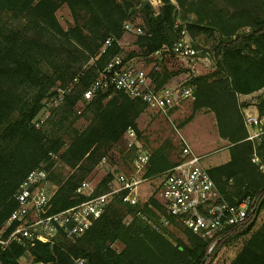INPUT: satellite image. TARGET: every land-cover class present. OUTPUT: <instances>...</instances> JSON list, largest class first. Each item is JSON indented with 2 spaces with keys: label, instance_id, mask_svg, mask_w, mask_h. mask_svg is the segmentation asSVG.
<instances>
[{
  "label": "trees",
  "instance_id": "16d2710c",
  "mask_svg": "<svg viewBox=\"0 0 264 264\" xmlns=\"http://www.w3.org/2000/svg\"><path fill=\"white\" fill-rule=\"evenodd\" d=\"M154 1L159 6L157 13L146 0H0V229L16 208L13 195L29 172L35 169L48 172L53 191L43 215L58 213L86 200L76 194V189L105 157L104 149L116 143L124 146L127 127L136 131L135 120L145 110L140 101L110 89L95 94L89 102H83L81 97L107 62L120 55L118 40L130 14H138L142 21L141 34L134 43L142 56H153L162 46L170 47L175 42L173 6L168 0ZM175 3L195 17V21L187 24V33L195 48L197 37L203 41V53H207L212 63L211 71L190 75L188 79L187 83L195 88L192 109L212 113L218 137L228 143L229 161L207 169V173L221 199L235 203L250 195L258 200L264 197V173L251 162L253 144L246 141L243 121V109L249 104L242 103L239 97L264 88V0H175ZM63 4L75 22L68 30L56 18ZM76 8L84 11V27L78 26ZM96 34L101 38L98 44ZM106 38L114 42L104 54L98 55ZM90 44H95L96 56ZM136 56L132 51L123 61ZM41 62L52 72V78L42 75ZM76 75L79 80L73 92L60 106L50 109L46 120L36 129L33 122L44 106L43 101L55 86L67 85ZM174 75L161 64L159 72L147 77L151 86L159 89ZM48 79L52 88H40L29 99V89L40 87ZM25 104L27 108L15 117ZM254 107L258 116H264V94L254 102ZM79 120L86 121L83 130L77 127ZM48 127L63 132L69 143L61 137L50 138ZM63 146L62 153L57 155ZM258 156L262 159L263 153ZM56 158L69 172L62 181L53 183ZM171 166L161 149L151 153L147 175H156ZM111 179V175H106L94 194L104 192ZM115 207L122 210V215L119 210H112ZM139 211L152 222H158L160 216L169 223L175 221L153 198L134 207L122 205L114 198L101 218L81 237L58 239L54 244L35 243L27 249L11 246L0 253V264H19L25 253L35 264H71L73 258H83L86 264H211L220 247L246 234L249 236L243 247L229 264H264V222L251 232L259 207L250 210L243 223L221 234L210 252L208 248L214 238L205 240L184 229L188 244L174 245L162 231H153L137 218ZM107 212L112 218L106 217ZM123 212L130 216V223H123ZM114 242L122 245L120 252L110 248Z\"/></svg>",
  "mask_w": 264,
  "mask_h": 264
},
{
  "label": "built area",
  "instance_id": "2783aa9c",
  "mask_svg": "<svg viewBox=\"0 0 264 264\" xmlns=\"http://www.w3.org/2000/svg\"><path fill=\"white\" fill-rule=\"evenodd\" d=\"M151 1L157 5L154 0ZM168 1L176 12L175 0ZM187 24L189 22L175 17L173 23V30L177 35L175 42L170 47L162 46L153 55L158 61L166 56L182 61L188 72L183 83L154 89L144 71L135 68L130 61L124 62L120 55H115L84 90L81 100L89 102L95 94L110 89L140 101L150 114L161 116L167 115L173 108L183 103H192L195 100V88L187 83L188 79L190 75H199L195 73V67L201 56L206 58L205 61L209 62L210 59L207 53L191 44ZM113 42L112 38H106L100 46L98 55L104 54ZM78 80L79 75H76L67 85H57L52 89L33 122L36 129L46 120L49 110L60 106L65 97L73 92ZM46 107L49 109L46 110ZM243 121L247 131L246 141L253 144L251 162L264 173V116H258L254 104H249L243 109ZM178 138L181 146L179 160L169 169L148 176L151 154L138 141L135 129L127 127L123 134V142L124 152L130 158L129 172L114 176L106 184V190L97 195L94 194L96 187L83 181L77 187L76 194L84 196L85 201L47 216L43 215V210L53 191L50 189L48 172L43 169L32 170L13 195L16 208L0 229V253L11 246L27 249L35 243L54 244L58 239H77L101 218L114 198H118L122 205L128 207L147 203H139L138 187L148 181L155 183V195L151 197L160 204L166 215L193 235L205 240L214 238L208 252L212 251L220 240L221 234L243 223L250 210L259 207V212H264V197L257 200L255 196L247 195L235 203L221 199L207 173V168L201 163L202 158L193 153L183 137ZM259 152L263 153L262 159L258 156ZM105 161L106 157H102L100 163ZM147 207L154 211L150 205ZM136 217L155 232H160L168 223L163 216H160L158 222H152L141 211L136 213ZM71 264L86 262L83 258H73Z\"/></svg>",
  "mask_w": 264,
  "mask_h": 264
},
{
  "label": "rangeland",
  "instance_id": "374dc122",
  "mask_svg": "<svg viewBox=\"0 0 264 264\" xmlns=\"http://www.w3.org/2000/svg\"><path fill=\"white\" fill-rule=\"evenodd\" d=\"M136 1V0H132ZM153 10L157 13L159 10V6L153 3L151 0ZM67 8L66 10L61 9V7L56 12V18L60 24V26L64 30H68L75 25L73 21V17L70 14V10L66 4L62 5ZM77 14V22L78 26L84 27V23L86 18L84 17V11L76 8ZM176 17L181 21L193 22L195 21V17L188 13L185 8H181L177 6L176 9ZM142 29V21L138 14L133 13L128 17V21L123 23V34L118 40V44L120 46V56L124 59L130 52L135 51L138 56L134 57L131 60H128L129 63L133 64V66L137 69L144 71L148 77L150 74L154 72H159L162 67H164L165 71L168 73L175 71H185L183 63L178 59L173 57H164L163 62L159 64V61L155 56L144 57L140 54L139 51L134 46L135 38L137 35L141 34ZM99 34H96L94 37H97L95 43H99L101 38H99ZM203 41L197 37L196 44H198L199 50H202ZM192 44V43H191ZM91 50L94 52L93 55H97V51L95 48V44H90ZM204 57H200V60L197 62L195 67V73L197 72L199 75L205 74L211 71L210 61H205ZM40 71L43 76H48L49 79L52 78V72L48 71L47 66L44 63H40L39 65ZM48 80H43V83L40 87H33L29 89V99H31L40 88L48 87L51 89L52 86L49 84ZM184 81H180L179 83H183ZM58 82H55L56 84ZM50 85V86H49ZM172 86V85H171ZM262 93H254L249 95L250 102H255ZM240 96L239 100L247 104V98ZM244 99V100H243ZM253 105V104H252ZM28 104L22 106V108L16 113L15 117H18L21 110L26 109ZM46 110L49 108L46 107ZM47 114V112L45 113ZM86 121L79 120L77 122V127L81 130L86 126ZM135 128L137 133L138 141L148 150V152L156 153L159 150L163 149L165 157L167 161L173 165L180 158V142L178 137H183L190 149L194 154L202 157L201 163L202 165L210 169L213 166H217L224 160H228V143L225 140H222L218 137L215 119L212 113L207 110H196L192 109V103H183L175 108H173L167 115H154L150 114L146 108L144 111L140 112L137 119L135 120ZM46 126H44L45 129ZM47 134L50 138L61 137L63 141L68 144V137L61 131L54 132L48 127ZM119 144V143H118ZM111 144L105 150L106 161L104 163H100L101 159L97 162L94 169L88 174L83 180L87 182L89 185L96 187L98 183L106 176L111 175L112 178L119 173L129 172L131 163L130 158L124 152L123 144L118 145ZM65 147L59 149L57 155L62 153V150ZM104 155V154H103ZM56 163L52 170V182L58 183L62 181L69 172V169L64 166L57 158L55 159ZM50 189H53L51 186ZM155 183L153 181H148L141 184L138 187V201L139 203L147 202L152 195L154 194ZM119 210L120 215H122V210L119 207H115L112 210ZM123 212V223H130V216L124 214ZM106 217L112 218V214L107 212ZM264 222V212H259L256 222L251 230V232L258 229L261 224ZM95 225V224H94ZM93 225V226H94ZM162 231L164 237L170 241L172 244L176 245L178 242H183L184 244H188L187 233L184 228L176 221L172 223L168 222L166 226L162 227ZM249 234L244 235L240 238H236L234 240H230L225 243L222 247H220L219 251L216 253L215 257L212 259L211 264H229L238 254V252L243 247L247 237ZM110 248L115 250L116 252H120L122 250V245L118 242H114L110 244ZM19 262L21 264H35L32 262V259L28 253H25L20 259Z\"/></svg>",
  "mask_w": 264,
  "mask_h": 264
},
{
  "label": "crops",
  "instance_id": "0c3cea01",
  "mask_svg": "<svg viewBox=\"0 0 264 264\" xmlns=\"http://www.w3.org/2000/svg\"><path fill=\"white\" fill-rule=\"evenodd\" d=\"M61 9H64V10H66L67 8H65V7H63V6H61ZM180 61V60H179ZM180 62H182V61H180ZM183 63V62H182ZM183 66H184V68H186V66H185V64L183 63ZM172 72H174V76L170 79V80H168V82L164 85V86H174V85H176L178 82H180V81H184L186 78H187V76H188V72H187V69H185V71H175V69L172 71ZM257 93H262V94H264V88L263 89H261V90H259ZM243 97H245V98H247V103H248V101L250 100V96L248 95V96H243ZM242 97V98H243ZM244 100V99H243ZM248 104H254V102H250V103H248ZM196 155V154H195ZM197 156H199V155H197ZM199 157H201V156H199ZM202 158V157H201ZM229 161V158H228V160H224L223 162H221L220 164H218L217 166H220V165H223V164H225V163H227ZM213 167H216V166H213Z\"/></svg>",
  "mask_w": 264,
  "mask_h": 264
}]
</instances>
